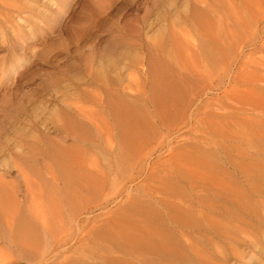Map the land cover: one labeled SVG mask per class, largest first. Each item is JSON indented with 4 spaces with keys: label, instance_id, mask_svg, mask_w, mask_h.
Masks as SVG:
<instances>
[{
    "label": "rangeland",
    "instance_id": "obj_1",
    "mask_svg": "<svg viewBox=\"0 0 264 264\" xmlns=\"http://www.w3.org/2000/svg\"><path fill=\"white\" fill-rule=\"evenodd\" d=\"M247 2L6 7L1 264H264V206L245 211L220 189L231 169L264 201L228 164L240 149L259 167L264 137V0L245 15Z\"/></svg>",
    "mask_w": 264,
    "mask_h": 264
},
{
    "label": "bare ground",
    "instance_id": "obj_2",
    "mask_svg": "<svg viewBox=\"0 0 264 264\" xmlns=\"http://www.w3.org/2000/svg\"><path fill=\"white\" fill-rule=\"evenodd\" d=\"M18 2H19V0H0V14L4 10H6V7H9L11 9H13L14 11H18L19 10L18 9ZM8 3H9V5H8ZM260 10H261L260 9V0H248L247 6L244 7L243 12L245 15H249L252 12L255 13L256 11H260ZM262 135H264V134H261V136ZM123 138H124L125 144L130 143V141L132 140L129 135L128 136L124 135ZM263 138L264 137L260 138L258 136L257 143L252 145V147H254V148H255V145H257L258 151L260 148L259 159H258L259 161L257 162L259 164V167L257 164H253V165H251V167L255 166L253 169H250V167L247 168L249 166V164L251 163V155L249 153L245 152L244 150H241L239 152V150H240L239 149L235 156L230 154L231 157H235L234 162L231 161L232 160L231 157L228 158V161H229L228 164L229 165L231 164L233 168L238 169L241 172L239 174V176L240 177L243 176L244 181H246L249 185H250V183L254 185L255 181H256L258 186L259 185L264 186V150L262 151V149L264 148V139ZM237 157H241V159L240 158L237 159ZM242 157H244V158H242ZM64 160H65V158L63 157L62 161H64ZM242 161H244L248 166H246V164H244ZM223 179H224V184H221L222 186L220 185L221 191L226 192V190H227V192L229 194L235 196V198L240 201V206L242 207L243 210L250 211V210H253L254 208H256L257 206H261V205L264 206V201L261 198H257L256 200H254V199L252 200V197L250 195V198H251V202H250L245 191L242 189H238L240 187H238L236 185L234 174H232L231 169L224 172ZM215 181H217V179ZM260 183H262V185ZM217 185L218 184L216 182H214L213 191L211 192L213 196L219 195V192L217 190H215ZM246 190L249 192V194L254 193V192H252V191H254L253 188H249V190L248 189H246ZM73 191H74V188L72 189V193H73ZM6 201L8 203H11V204L17 203L14 197L13 198L11 197L9 199L7 197ZM3 204H4V195H3V192H1V194H0V217L2 216ZM214 209H215V206L213 204L212 206H209L207 210L209 212H213ZM200 215L204 216V214L201 211H199V215H198L197 220L200 218ZM205 219L209 220L211 222H214L213 219L210 217H205ZM20 225H24V222L21 221ZM25 225L29 227V224H27V222H25ZM211 225L215 226L214 223H212ZM43 226L45 227L44 224H43ZM216 226L218 227V224H216ZM227 226L228 227H224L223 230H225L224 234L228 237V239H230V237H234V236H232L234 227L232 224H227ZM20 228H21V226H20ZM46 228H48V227H46ZM26 231H27V229L25 228V231L21 230V231L17 232V236L20 238L21 234H25L23 232H26ZM27 234H28V232H27ZM235 238H233V239L231 238L232 240H230V242L227 246L228 247L227 253L235 254V252L237 251L238 246L236 244V241H234ZM27 239H29V237ZM219 246L220 245H217L216 249L219 248ZM223 252L224 251H218V255H222ZM0 264H1V260H0ZM124 264H145V261L144 262L138 261V262H134V263H124Z\"/></svg>",
    "mask_w": 264,
    "mask_h": 264
}]
</instances>
